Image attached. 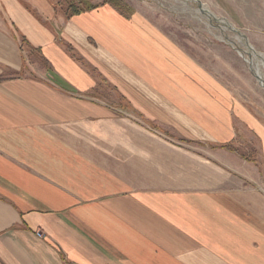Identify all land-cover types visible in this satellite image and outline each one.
Returning <instances> with one entry per match:
<instances>
[{"label": "crops", "instance_id": "0c3cea01", "mask_svg": "<svg viewBox=\"0 0 264 264\" xmlns=\"http://www.w3.org/2000/svg\"><path fill=\"white\" fill-rule=\"evenodd\" d=\"M102 2L0 0V264H264V125Z\"/></svg>", "mask_w": 264, "mask_h": 264}, {"label": "rangeland", "instance_id": "374dc122", "mask_svg": "<svg viewBox=\"0 0 264 264\" xmlns=\"http://www.w3.org/2000/svg\"><path fill=\"white\" fill-rule=\"evenodd\" d=\"M200 1L215 17L226 20L241 33L247 45L264 54V0ZM121 2L120 10L123 14L129 17L133 14L141 16L161 33V37L166 39L170 46L176 48V77L184 75L192 79H207L209 87L213 86V83H219L238 100L244 102L264 125V88L257 82L245 61L249 57L244 54L245 46L242 40L236 37V32L222 30L216 22H212L211 25L198 14L196 11L198 7L194 2L183 0H121ZM254 61L256 64L257 60ZM260 71L264 73L261 66ZM236 141L235 147L244 156L248 152L250 159L254 157L256 162L243 170V174L256 177L255 185H259L264 193V170L258 139H250L246 146H241L244 143L242 140L237 138Z\"/></svg>", "mask_w": 264, "mask_h": 264}, {"label": "bare ground", "instance_id": "6f19581e", "mask_svg": "<svg viewBox=\"0 0 264 264\" xmlns=\"http://www.w3.org/2000/svg\"><path fill=\"white\" fill-rule=\"evenodd\" d=\"M184 2H194L197 5V12L200 14V16L204 17L211 25L212 22H216L222 30L229 29L233 32L237 33V36L239 40H242L241 42L245 46L244 54L248 55V59L245 60L249 66L252 74L256 78L257 82L264 88V73H261L260 66L264 69V54L257 52L254 48H252L250 45H247L245 42V39L241 33H239L230 23H228L224 19H219L215 17L209 10H207L202 4H200L199 0H183ZM217 26V27H218ZM238 40V41H239ZM257 60V63L255 64V61ZM36 235L38 237H45L44 234L40 231L36 232ZM70 264V263H66Z\"/></svg>", "mask_w": 264, "mask_h": 264}, {"label": "trees", "instance_id": "16d2710c", "mask_svg": "<svg viewBox=\"0 0 264 264\" xmlns=\"http://www.w3.org/2000/svg\"><path fill=\"white\" fill-rule=\"evenodd\" d=\"M83 5H89L91 0H79ZM102 4H108L111 5L112 7H114L115 9L119 10L121 13L122 11L120 10L122 2L121 0H103ZM92 6H87V8H91ZM69 11L76 13V12H80L82 11L81 8L79 9H74L72 3L69 4ZM69 17V16H68ZM22 42H24V40H22ZM220 148H223L227 151H231L234 152L235 154L239 155L240 157H242L243 159L247 158L240 152V150L234 146V144L232 143H227V144H220L219 145Z\"/></svg>", "mask_w": 264, "mask_h": 264}, {"label": "water", "instance_id": "95a60500", "mask_svg": "<svg viewBox=\"0 0 264 264\" xmlns=\"http://www.w3.org/2000/svg\"><path fill=\"white\" fill-rule=\"evenodd\" d=\"M200 1V0H199ZM200 4H202V2L200 1Z\"/></svg>", "mask_w": 264, "mask_h": 264}]
</instances>
